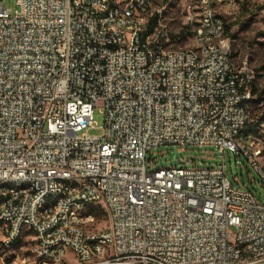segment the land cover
<instances>
[{
	"label": "built area",
	"instance_id": "built-area-1",
	"mask_svg": "<svg viewBox=\"0 0 264 264\" xmlns=\"http://www.w3.org/2000/svg\"><path fill=\"white\" fill-rule=\"evenodd\" d=\"M144 1L13 0L11 9L0 0V181L27 180L26 189L0 188L1 242L33 226L35 264L49 263L43 255L62 264L68 251L78 264H264V200L237 176L233 183L224 163L227 151L241 154L264 185L254 150L231 140L241 130L254 142L243 96L256 72L246 58L227 68L223 45L204 46V58L196 47L187 52L166 34L174 19L157 22L159 5L156 19L141 23L133 4ZM201 6L203 28L186 34L185 12L179 35L225 34L216 0ZM231 80L246 91H232ZM161 145H213L221 164L187 167L178 158L153 168ZM45 190L53 218L34 221V198ZM86 198L105 204L101 234L91 233L94 220L79 228L73 212L63 219V206Z\"/></svg>",
	"mask_w": 264,
	"mask_h": 264
},
{
	"label": "rangeland",
	"instance_id": "rangeland-1",
	"mask_svg": "<svg viewBox=\"0 0 264 264\" xmlns=\"http://www.w3.org/2000/svg\"><path fill=\"white\" fill-rule=\"evenodd\" d=\"M197 0H154V7L164 8L165 16L173 18L172 36H180V46H191V37L179 35L182 32V24H180V15L184 14L189 5L196 3ZM4 8H13V0H2ZM224 21L225 34L231 38L232 55L237 62L240 58H246L252 68H254L255 82L253 85V100L249 105L252 118H264V0H239L236 7L225 10L221 13ZM188 29V30H187ZM179 31V32H178ZM191 34L189 28L186 27V34ZM92 119L95 125L99 126L103 123L102 108L96 106L92 111ZM261 132L264 133V124H262ZM91 133H98V130H91ZM264 141V137L262 136ZM151 157H154L152 163L153 168L171 165L177 162L178 158L188 159L190 166H209L214 167L221 164L222 154L217 151L213 145L205 146H158L152 149ZM226 174L234 183V177L244 183V187L250 190L258 200H264V185L260 184V180L251 168L245 158L238 153L227 151L224 159ZM249 178L252 180L249 181ZM95 219L93 227L103 229L107 226V219L102 208L94 207L92 209ZM30 232L23 231L22 234L13 242L6 246L1 242L2 232L0 224V264H12L16 260V264H35L34 256L29 250ZM62 264H78L73 254L68 251L66 259Z\"/></svg>",
	"mask_w": 264,
	"mask_h": 264
},
{
	"label": "bare ground",
	"instance_id": "bare-ground-1",
	"mask_svg": "<svg viewBox=\"0 0 264 264\" xmlns=\"http://www.w3.org/2000/svg\"><path fill=\"white\" fill-rule=\"evenodd\" d=\"M204 0H197L196 3L189 5L186 12L188 16L187 28L191 34H197V31L204 26V16L202 14L201 3ZM239 0H216V10L218 12H224L236 7ZM154 0H145L141 4H133V12L138 13V20L141 23H148L150 20L156 19V7ZM92 6H99V0H92ZM185 14V13H184ZM165 16L164 8L158 7L157 22H164ZM188 30V29H187ZM179 32V31H178ZM213 33H220V26H213ZM167 36H172L171 26L166 27ZM188 34V33H187ZM181 41V37L177 36V44ZM191 46L186 47L187 52H195L197 58H204V46L215 47L223 45V52H225V63L227 68H239V62L235 60L232 55L231 38L226 34H220L219 36L206 37L204 40L201 37H191ZM227 42V43H226ZM116 48H123V41H116ZM250 68L252 66L250 65ZM232 91H246V84L240 83V80H231ZM253 100V93L250 96H243V103H251ZM254 133V142H247V137H242L241 130H233L231 133L232 143H238L239 151L254 150V162L255 170L260 173H264V141L262 136L258 133ZM61 182H69V175H61ZM0 188H4L5 191H18L27 188V180L24 179H12L1 180ZM53 205L52 190H45L38 198H34V221H41V218H53V211H47L50 206ZM94 207H101L105 213L107 219V225H109V214L105 211V204L102 203V199L86 198V203L79 204H67L63 206V219H71V213L73 212V218H81L73 220V227L88 228L89 220H94L95 216L92 212ZM1 227L3 226V219H0ZM94 224V223H93ZM91 225L92 234H101L103 229H96ZM5 228H14V219L5 218ZM24 231V227L16 228V237H10L4 241V245L9 246ZM26 231L33 235V226H26ZM36 247V240H29V248ZM43 262H49L48 264H57L51 262V255H43Z\"/></svg>",
	"mask_w": 264,
	"mask_h": 264
},
{
	"label": "trees",
	"instance_id": "trees-1",
	"mask_svg": "<svg viewBox=\"0 0 264 264\" xmlns=\"http://www.w3.org/2000/svg\"><path fill=\"white\" fill-rule=\"evenodd\" d=\"M227 28H228L227 26L224 27V30ZM252 92H253V87H252ZM259 119H260V117L259 118H252V120L246 124L244 131L260 133L261 132L260 130L262 128V124H264V118L262 120H259ZM262 134H263L262 136L264 137V133H262Z\"/></svg>",
	"mask_w": 264,
	"mask_h": 264
}]
</instances>
